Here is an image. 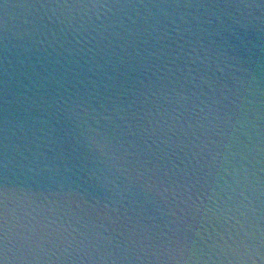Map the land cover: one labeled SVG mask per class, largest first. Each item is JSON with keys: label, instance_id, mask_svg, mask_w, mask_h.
<instances>
[{"label": "water", "instance_id": "water-1", "mask_svg": "<svg viewBox=\"0 0 264 264\" xmlns=\"http://www.w3.org/2000/svg\"><path fill=\"white\" fill-rule=\"evenodd\" d=\"M0 264H264V0H0Z\"/></svg>", "mask_w": 264, "mask_h": 264}]
</instances>
